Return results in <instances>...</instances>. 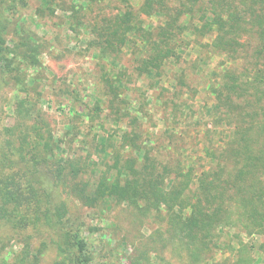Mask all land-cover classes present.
<instances>
[{
  "label": "rangeland",
  "instance_id": "rangeland-1",
  "mask_svg": "<svg viewBox=\"0 0 264 264\" xmlns=\"http://www.w3.org/2000/svg\"><path fill=\"white\" fill-rule=\"evenodd\" d=\"M210 1L170 0L163 42L166 17L144 0H0L14 58L0 68V264H75L67 223L93 264H235L240 247L264 264V220L251 231L227 197L213 244L177 233L197 177L234 166L217 93L254 64L217 46Z\"/></svg>",
  "mask_w": 264,
  "mask_h": 264
},
{
  "label": "trees",
  "instance_id": "trees-1",
  "mask_svg": "<svg viewBox=\"0 0 264 264\" xmlns=\"http://www.w3.org/2000/svg\"><path fill=\"white\" fill-rule=\"evenodd\" d=\"M169 2L170 0H144L143 4L144 11L149 13L156 8L165 15L166 24L161 28L163 35L165 34L163 42L172 36L174 25H178L177 17L168 6ZM210 5L217 46L223 47L220 49L229 56L241 57L254 64H251L249 73L227 71L224 88L217 93V101L227 108L229 119L235 127L229 145L230 151H233L231 156H235L233 168L229 169L225 178V173L219 167L201 173L193 192L194 203L185 206L191 209L190 217L185 218L183 224L175 220L178 235L183 239L190 237L196 247L203 249L215 241V231L221 224L218 219L226 213L223 207L224 197L244 207L249 220L247 226L251 231L254 228L262 229L264 220V183L259 181L260 171L264 170V0H211ZM3 23L0 18V68L12 73L14 58L10 56L13 52L4 38ZM244 37L254 39V49L251 52L243 50ZM27 140L23 138L19 152L21 156L27 155V158L35 159L42 152L41 145L39 142L33 143L31 150L26 153ZM224 170L228 171L226 168ZM182 176L188 184L193 179L191 176L189 180L188 174ZM161 182L159 175V183ZM179 183L178 187L182 186V182ZM230 215L233 217L234 211ZM65 232L76 255L75 264H93V257L80 228L67 223ZM238 253L235 264H250L246 247H240Z\"/></svg>",
  "mask_w": 264,
  "mask_h": 264
}]
</instances>
